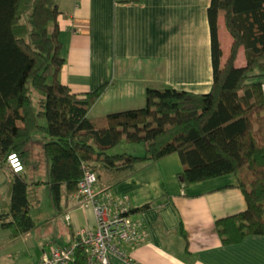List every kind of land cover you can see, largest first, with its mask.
Listing matches in <instances>:
<instances>
[{
    "label": "trees",
    "instance_id": "trees-1",
    "mask_svg": "<svg viewBox=\"0 0 264 264\" xmlns=\"http://www.w3.org/2000/svg\"><path fill=\"white\" fill-rule=\"evenodd\" d=\"M62 13L59 0H0V168L11 173L10 202L0 220L11 237L38 224L32 185L39 179L32 183L27 172L35 140L50 160L48 182L58 210L78 193L88 167L96 171L97 185L104 169L134 170L179 151L183 186L227 173L239 178L247 206L217 219L222 243L264 234V0H211L214 79L208 91L149 87L145 105L97 116L89 111L108 83L78 92L61 78ZM221 16L233 35L228 51L220 36ZM242 46L247 61L239 65ZM123 142L150 145L143 155L114 150ZM12 151L20 154L22 170L8 162ZM74 242L72 264H88L79 235Z\"/></svg>",
    "mask_w": 264,
    "mask_h": 264
},
{
    "label": "crops",
    "instance_id": "crops-1",
    "mask_svg": "<svg viewBox=\"0 0 264 264\" xmlns=\"http://www.w3.org/2000/svg\"><path fill=\"white\" fill-rule=\"evenodd\" d=\"M59 2L66 59L62 80L78 92L108 83L89 115L143 106L149 87L195 91L212 87L211 0ZM220 23V36L228 51L233 35L226 29L224 16ZM246 61L242 46L237 64ZM129 146L125 149L135 145ZM49 165L47 157V178H37L39 183L49 185ZM183 168L180 152L173 151L157 160L143 161L134 170L104 169L96 186L103 197L114 199L110 214L152 201L146 209L129 212L141 232L130 251L133 260L113 255V264H264V234H250L240 242L225 244L217 228L219 217L247 206L237 174L183 186L178 175ZM3 169L9 171L10 179L9 168ZM49 199L46 207L32 209L38 221L32 229L12 238L11 231L0 227L3 246L10 239L17 241L6 251V260L2 261L0 254V264H42L47 253L73 241L82 227H94V207L77 192L60 210L51 195ZM0 200V211L7 209L9 188L4 199L0 192Z\"/></svg>",
    "mask_w": 264,
    "mask_h": 264
},
{
    "label": "built area",
    "instance_id": "built-area-1",
    "mask_svg": "<svg viewBox=\"0 0 264 264\" xmlns=\"http://www.w3.org/2000/svg\"><path fill=\"white\" fill-rule=\"evenodd\" d=\"M8 162L14 170L24 167V162L17 151L8 155ZM98 175L92 168H86L80 181L78 195L83 201L93 205L96 214L94 227H82L79 238L86 246L88 264H113L111 257L117 255L132 261L130 254L133 243L140 235V227L126 212L110 214V206L115 203L112 196L103 197L96 188ZM123 202V201H122ZM124 245H128L124 247ZM77 244L70 243L52 249L43 259L42 264H72Z\"/></svg>",
    "mask_w": 264,
    "mask_h": 264
},
{
    "label": "rangeland",
    "instance_id": "rangeland-1",
    "mask_svg": "<svg viewBox=\"0 0 264 264\" xmlns=\"http://www.w3.org/2000/svg\"><path fill=\"white\" fill-rule=\"evenodd\" d=\"M37 103V102H36ZM36 134H39L36 132ZM36 139V138H35ZM36 142L34 143V146L31 152V161L27 167V172L29 173V179L33 183V181L36 178H47V170H46V153L43 149V146L40 144V141L35 140ZM129 145H135L133 149H125L126 147H130ZM150 145V142H139L136 144H131L127 142H123L120 144L117 149V151H125L129 150L128 152L139 154L142 151H146L145 148H147ZM126 146V147H125ZM132 147V146H131ZM141 148V149H140ZM9 171L7 172L3 169L0 168V192L2 194V198H6L8 195V188L9 184L7 180L9 179ZM34 190H35V204L33 205L32 209L33 211H39L40 208L46 207L48 204V201L50 200L49 197L51 195L50 193V187L49 185L44 184L43 182L41 183H36L32 185ZM3 203V200H0V205ZM0 227H6L3 226L2 223H0ZM10 231L8 227H6ZM2 233H0L1 235ZM17 241L15 240H9L7 243H4L3 248L0 250L1 254V259L2 261L6 260L8 257L6 255V251L9 250V248L15 246ZM10 252V251H9Z\"/></svg>",
    "mask_w": 264,
    "mask_h": 264
}]
</instances>
